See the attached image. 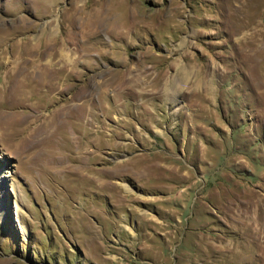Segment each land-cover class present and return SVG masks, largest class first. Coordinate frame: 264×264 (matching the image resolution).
<instances>
[{"label":"rangeland","instance_id":"rangeland-1","mask_svg":"<svg viewBox=\"0 0 264 264\" xmlns=\"http://www.w3.org/2000/svg\"><path fill=\"white\" fill-rule=\"evenodd\" d=\"M263 35L264 0H0V264H264Z\"/></svg>","mask_w":264,"mask_h":264},{"label":"bare ground","instance_id":"bare-ground-1","mask_svg":"<svg viewBox=\"0 0 264 264\" xmlns=\"http://www.w3.org/2000/svg\"><path fill=\"white\" fill-rule=\"evenodd\" d=\"M250 2V0H245V3H249ZM256 5V4H255ZM257 6V5H256ZM256 10H258V9H256ZM109 17V15H106V16H104V14H100L99 16H98V21L97 22H99V26L101 27H103V28H106V29H109V31H115L116 30V28H117V26L108 18ZM255 22H256V20L254 21V24H255ZM91 25V24H90ZM251 26V22H250V19H248V21L246 22V24H245V27L244 28H249ZM133 27V26H132ZM119 28H121V27H119ZM134 28V27H133ZM122 30V29H121ZM125 30H128V29H125ZM130 30V29H129ZM105 32V31H104ZM258 33V32H257ZM262 37V36H261ZM113 38V37H112ZM111 38V39H112ZM259 42V41H258ZM262 44H264V35H263V37H262ZM105 44V43H104ZM105 46H108V44L107 45H105ZM113 47H110V49H112ZM61 60H63V61H68V62H72V57L69 55V54H67V53H65V52H63L62 54H61ZM174 64H175V62H173ZM172 65L170 64L169 65V67H171ZM90 115V114H89ZM49 133V132H48ZM125 187H126V189H128L129 187L127 186V185H125ZM129 190V189H128Z\"/></svg>","mask_w":264,"mask_h":264}]
</instances>
